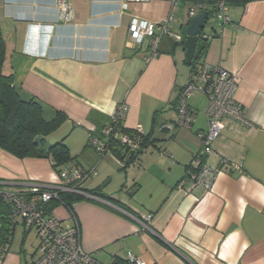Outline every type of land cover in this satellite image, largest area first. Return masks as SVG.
<instances>
[{"label": "crops", "instance_id": "obj_1", "mask_svg": "<svg viewBox=\"0 0 264 264\" xmlns=\"http://www.w3.org/2000/svg\"><path fill=\"white\" fill-rule=\"evenodd\" d=\"M68 1L76 13L70 23L58 20L56 0H0V33L4 69L21 96L42 102L48 119L64 112L60 127L70 125L71 135L80 130L85 149L94 151L85 162L77 159L96 168L94 186L92 176L84 188L103 185L107 197L74 202L84 250L95 264H123L129 251L142 264H264V0H230V22L217 28L212 19L206 28L212 36L199 58L239 77L235 99L250 121L225 119L214 143L218 155L207 158L220 168L210 189L179 184L208 128L207 99L196 93L189 101L196 113L191 127H174L170 138L160 129L176 119L179 90L192 74L185 47L164 36L148 59L150 39L136 44L129 31L133 18L158 24L173 15L170 30L181 35L187 1ZM121 103L129 106L127 128H153L159 139L127 166L86 146L89 132L103 128ZM233 162L241 171L231 169ZM55 176L46 158L19 159L0 149V190L25 191ZM144 215H151L149 227ZM58 218L65 227L76 224L72 213ZM23 237L24 229L18 243L13 235L0 264H32L37 248L29 254Z\"/></svg>", "mask_w": 264, "mask_h": 264}, {"label": "built area", "instance_id": "obj_2", "mask_svg": "<svg viewBox=\"0 0 264 264\" xmlns=\"http://www.w3.org/2000/svg\"><path fill=\"white\" fill-rule=\"evenodd\" d=\"M142 2L146 0H126ZM178 4L181 0H172ZM187 14L190 21L193 17L203 11H208L202 38L211 39V34L206 32L208 20L214 19L217 28L230 22L228 2L230 0H186ZM248 1V0H246ZM58 20L70 23L75 19V8L68 0H56ZM173 15L168 16L161 23H154L139 18H133L129 31L131 40L136 44H142L146 38L150 39V56L157 55L162 36L168 35L177 41L181 35H174L170 30ZM239 77L227 69L212 65L198 58L194 61L192 74L179 90L177 102V117L175 122L169 123L167 127L173 129L176 126L191 127L196 119V113L190 108L189 99L196 93L207 99L206 115L208 128L201 132V149L194 156L193 170L190 171L179 184L184 186L190 183L191 187H203L210 189L219 167L212 166L207 158L216 156L214 143L220 137L225 126V119L230 118L243 124H250L247 120L243 105L235 99ZM127 103L116 106L111 114L114 122L124 121L128 113ZM113 127L104 129L108 134ZM143 131L141 127H138ZM125 142H133L128 134H121ZM92 143L101 154L108 151L106 144L99 138L93 137ZM123 164V163H122ZM231 169L241 171L242 165L231 163ZM55 181L49 184L33 182L25 191L13 192L0 190L13 205V219L22 220L24 226L36 229L39 238L37 251L32 264H95L94 257L86 252L82 246L80 226L74 213L76 224L68 228L62 221L49 213L48 204L52 200H59L62 193L78 194L87 198H98L95 194L85 190L84 183L94 174L95 168H86L82 165H67L59 173H55ZM143 221L146 227L151 215H144ZM123 264H142L132 252H128L127 259Z\"/></svg>", "mask_w": 264, "mask_h": 264}, {"label": "trees", "instance_id": "obj_3", "mask_svg": "<svg viewBox=\"0 0 264 264\" xmlns=\"http://www.w3.org/2000/svg\"><path fill=\"white\" fill-rule=\"evenodd\" d=\"M164 36H162V38ZM205 47L206 45L204 44V48ZM5 60L6 43L0 33V149L19 159L46 158L50 161L55 173H59L67 165H79L77 163V156L71 154L70 147L66 142V137L55 143L47 144L48 137L60 128L68 119V116L64 112L58 110L52 119H48L44 116L42 102L34 96L23 98L14 83L13 72H8L4 69ZM193 65L194 62L190 65L192 69ZM153 119L155 122V116ZM173 122H175V120ZM168 124H163L160 129L162 131L168 130V137L170 138L173 129H169L167 127ZM109 126L113 128L108 134H105L104 129ZM121 134H128L131 139H133V142L123 141L121 139ZM94 136L101 139L106 144L108 148L106 153L109 152L113 154L124 166L133 163L150 146H156V142L159 140L157 137H154L153 128L149 133H145L138 128H127L123 121H118L117 124L111 117L110 121L106 123L103 128L101 127L95 132H89L86 146L95 148L100 157H103L106 153L101 154L92 143V138ZM85 190L95 195L107 197V194L103 190V185ZM82 198H84V196L78 194L62 193L59 200H52L48 204L49 213L51 214L57 203L61 202L75 215L73 207L74 202ZM21 222L23 223L22 220ZM18 223L19 220L13 219L12 202L3 195H0L1 253L9 250L13 241L14 230ZM29 231L30 229L24 226L23 242Z\"/></svg>", "mask_w": 264, "mask_h": 264}, {"label": "rangeland", "instance_id": "obj_4", "mask_svg": "<svg viewBox=\"0 0 264 264\" xmlns=\"http://www.w3.org/2000/svg\"><path fill=\"white\" fill-rule=\"evenodd\" d=\"M213 20L210 18L208 20L207 23V27H210V25L212 24ZM192 98V97H191ZM191 98L189 99V101L191 100ZM74 130V129H73ZM81 132L80 130H77L76 133L74 134H70L71 133V126L70 125H65L60 127L56 132L52 133L48 139H47V144H52L55 143L65 137H67V141L71 147V154L73 156H77V159L81 162H85L89 159V150H92L91 148H87L85 149V144L82 141V138H85V135H83L82 133L79 135L78 133ZM78 134V135H77ZM92 153L94 152L93 150L91 151ZM94 156V155H92ZM91 157V156H90ZM87 159V160H86ZM93 168V167H92ZM97 175V173H96ZM95 175V176H96ZM90 185L94 186V175L92 177V179L88 182ZM53 213L55 215V217H70V211L69 208L64 205L61 202H58L57 205L55 206V208L53 209ZM67 215V216H66ZM74 223V220H73ZM23 229L24 226L22 225L21 222H19L14 230V239L15 242L18 243L19 240L22 238V233H23ZM39 245V238L37 236V232L36 229H32L27 233V236L24 240V247L26 249V251L30 254L32 253ZM39 253V251H37L36 255Z\"/></svg>", "mask_w": 264, "mask_h": 264}, {"label": "water", "instance_id": "obj_5", "mask_svg": "<svg viewBox=\"0 0 264 264\" xmlns=\"http://www.w3.org/2000/svg\"><path fill=\"white\" fill-rule=\"evenodd\" d=\"M208 16V11H203L182 28L181 39L178 42L185 47L186 64L189 66L201 56L204 50V44L200 42V39Z\"/></svg>", "mask_w": 264, "mask_h": 264}, {"label": "flooded vegetation", "instance_id": "obj_6", "mask_svg": "<svg viewBox=\"0 0 264 264\" xmlns=\"http://www.w3.org/2000/svg\"><path fill=\"white\" fill-rule=\"evenodd\" d=\"M200 42H202V43H204L205 45L208 43V40L207 39H203V38H201L200 39Z\"/></svg>", "mask_w": 264, "mask_h": 264}]
</instances>
